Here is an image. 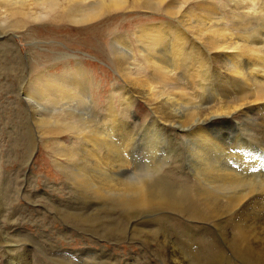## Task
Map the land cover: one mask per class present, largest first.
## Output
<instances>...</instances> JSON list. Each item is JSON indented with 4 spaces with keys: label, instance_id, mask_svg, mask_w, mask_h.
<instances>
[{
    "label": "rangeland",
    "instance_id": "374dc122",
    "mask_svg": "<svg viewBox=\"0 0 264 264\" xmlns=\"http://www.w3.org/2000/svg\"><path fill=\"white\" fill-rule=\"evenodd\" d=\"M33 1L28 6L23 0L17 2L21 5L0 0V208H4L0 209V255H4L0 256V264H100L102 259L97 254L100 247L105 249L106 257L117 256L118 263L113 264H123L129 257L138 262L150 260L152 264L156 258L175 262L181 252L188 254L193 264L199 260L201 264H261L258 261L264 255V231L261 238L249 242L239 230L243 227L241 224L258 228V225L264 227V223L256 220L254 226L249 225L232 205V196L264 193L261 182L264 180V102L248 108L239 106L242 95L264 89L261 78L264 73L253 69L247 74L245 68L250 81L246 83L252 84L250 89L226 82L212 67H227L224 72L231 68V62L215 64L210 59L212 55L202 53L194 42L193 49L187 50L193 51L192 56L182 60L184 64L175 60L180 64L176 65V68L179 66L176 70L171 68L175 71L170 73L173 76L164 72L172 78L169 79L173 86L169 84V76L165 78L169 82L167 87L160 82L158 85L151 74L153 71L150 73L149 68L139 66L147 53L139 52L137 40L141 30L150 35L161 28L190 34V27L204 18L201 11L221 9L220 14H215L219 19L212 20L215 24L231 19L237 24L241 21L238 25L243 26L246 20L244 23L251 28L246 29L249 27L246 25L244 34H248L244 39L250 41L254 36V41L263 45L264 13L260 15L262 18L258 15L264 12V8H259L264 6V0H260L262 3L247 0L249 4L240 0L245 3L238 1V5L236 0H126L120 6L110 4L104 10H97L103 0ZM124 47L132 52H126ZM158 52L156 56L168 63L169 53ZM203 54L204 57H200ZM195 64L204 68L199 70ZM192 68L197 74L196 83H200L193 84L199 87L195 89L188 82V75L192 73L188 71ZM175 76L180 78V83L185 82L184 89L177 83L184 92L190 85L192 89L186 91L190 98L186 93L187 96L180 99L173 96L176 88L179 89L177 84L174 86ZM249 76L256 77L252 80ZM42 77L49 78L48 85L41 86L38 92H46L35 98L41 106L46 102L44 110L50 111L49 124L36 126L35 120L43 109L36 107L29 97L36 93ZM144 78L153 79L145 91L134 85L135 80ZM201 83L205 84L204 89ZM168 87L175 89L174 93L172 89H168L171 91L168 93L165 89ZM162 89L170 95L164 90L161 92ZM155 91L154 99L159 91L162 100L153 99L150 94ZM222 95L229 97L224 99ZM228 99L236 106H230ZM222 102L232 107L229 109L227 104L224 103L226 107L222 104L227 111L233 108L237 111L225 116ZM214 104L220 111L223 109V113L218 112ZM96 129H106V140L116 146L124 162L105 166V169L101 165L96 168L91 154L95 152L108 162L106 157L111 148L108 142L94 147L86 139L84 135L89 136ZM259 130H263L262 133ZM201 135H206L209 141L205 146L201 144ZM211 163L214 168L209 166ZM122 164L125 165L121 168ZM208 169L212 171L209 173ZM218 171L222 173V180L219 175L215 176ZM213 177H217V182L212 183ZM227 199L231 200L227 202ZM215 208L221 209L216 213ZM193 253L203 256L193 258ZM105 263L111 262L106 260Z\"/></svg>",
    "mask_w": 264,
    "mask_h": 264
},
{
    "label": "bare ground",
    "instance_id": "6f19581e",
    "mask_svg": "<svg viewBox=\"0 0 264 264\" xmlns=\"http://www.w3.org/2000/svg\"><path fill=\"white\" fill-rule=\"evenodd\" d=\"M9 2H11L12 4H14V5H21V3H17L18 2V0H8ZM23 1H25L27 4H28V6L29 5H31V0L29 1V0H23ZM33 1V0H32ZM237 2H236V5H238V3L239 2H241V3H245V1H240V0H236ZM239 1V2H238ZM247 1V0H246ZM260 1V0H259ZM262 1V0H261ZM260 1V2H261ZM34 2V1H33ZM126 2V0H107V1H105V0H103V1H101L99 4H98V6L97 7H99L97 10H104L105 8H109L110 7V4L111 5H114V6H120V5H122V4H124ZM231 2V1H230ZM248 2V1H247ZM253 3H255V2H253ZM262 3V2H261ZM248 4H249V2H248ZM262 4H264V3H262ZM235 5V6H236ZM245 5V4H244ZM247 5V4H246ZM256 5V4H255ZM247 6H249V5H247ZM252 6V5H251ZM258 7H259V5H257ZM262 6V5H261ZM217 7V6H216ZM215 7V8H216ZM237 7H239V6H237ZM236 7V8H237ZM240 7L242 8V4H240ZM256 7V6H255ZM254 7V8H255ZM257 7V8H258ZM243 8H244V6H243ZM260 9L262 8H264V6H262V7H259ZM238 9V8H237ZM250 9V8H249ZM259 9V10H260ZM220 11H218L217 9H216V12H219V14L221 13V9H219ZM229 10V9H228ZM239 10V9H238ZM243 10V9H242ZM246 10H248V8L246 9ZM259 10H257L256 9V11H259ZM234 11V10H233ZM255 11V10H254ZM261 11H263V10H261ZM90 12H94V10H90ZM202 12V15L201 16H204V18H201V19H199V22H198V24L196 25V26H193V27H190V34H187V33H185V32H183V33H177V32H171V31H169L168 29L166 30V31H163V29L161 30V29H159L158 31H156L157 33L156 34H154V35H150V34H148V33H145V31H144V33L142 32L143 30H141V31H138L139 33L141 32L142 34L141 35H139L140 36V38L137 40V42H138V48H139V52H143V51H145L146 53H147V57H145L143 60H142V63H141V65H139L137 62H136V60L135 59H133L134 60V64L136 65V66H140V68H142V69H147V68H149V70H150V73H151V71H153L151 74H153V76H155V79H154V82H157V84L159 85V82H160V84H162V85H167V82L168 81H170V79H172L171 77L173 76V74L171 75L170 73H174V72H172L173 70L172 69H174V70H176V69H178L179 68V66H178V68H176L177 66L176 65H179L180 64V62H179V64H177V62H175V60H181V62H182V60H185V59H187V58H190L189 56L191 55V52H193V51H187V50H191V49H193V47H194V42H196L197 43V46H200V48L202 49V53H208L207 54V56L208 55H212V57L210 58L215 64H216V62H218V61H220V62H224V63H226V61H229V62H231V66H229V67H231V68H228L226 71H224V72H222L223 71V69L224 68H227V67H224L223 69L218 65L217 67L216 66H213L212 67V69L213 70H215V72H217L218 74V77L219 76H221V77H223L224 79H226L227 81L226 82H228V81H231L232 83H235L237 86H239V85H245L244 87H247V88H249V85H250V83H249V85H247L248 83H246L247 81H248V76L246 75V73H245V68L248 70V73L247 74H249V73H252L254 70L253 69H256V70H258L259 72L260 71H262L261 73H264V39H261V40H263V45L261 44V43H259L258 41H254V39H253V37L254 36H252L253 35V33H252V30H250L249 32H250V34H251V36H252V39H253V41H251L252 39H251V36H249V38L251 39L250 41H246V39H244V35H247L248 33H246L245 32V34H244V29H245V27H247V26H249V25H247V24H245L244 22L246 21H244L243 22V20H242V22H243V24L245 25H243V26H241V24L240 25H238L240 22H238V24L236 23V22H234V21H231V19H229L228 21L227 20H223V21H219L220 23H217V24H215L212 20H216V19H219L218 17L216 18L215 17V14H216V12H214V10L212 11V10H203V11H201ZM239 12H241V11H239ZM250 12V11H249ZM211 13H213V15H211ZM244 13V12H243ZM247 13V12H246ZM263 13L264 12H262V13H260L258 16H260V15H262L263 16ZM233 14V12L230 14L231 16H233L232 15ZM229 15V16H230ZM245 15V14H244ZM243 15V16H244ZM236 16V15H235ZM262 16H260L261 18H262ZM240 18H241V16H239ZM239 17H237L236 16V18H239ZM264 17V16H263ZM228 18H230V17H228ZM243 18V17H242ZM260 18V19H261ZM223 19V18H222ZM251 19V18H250ZM221 20V19H220ZM226 21V22H225ZM208 22V23H207ZM248 22V21H247ZM251 23V22H250ZM249 23V24H250ZM262 24H263V26H264V23L262 22ZM247 25V26H246ZM161 26V25H160ZM263 26L261 25V27L263 28ZM167 27V26H166ZM142 28V27H141ZM145 28V27H144ZM249 28H251L250 26L248 27V28H246V29H248L249 30ZM253 28V27H252ZM150 29V28H149ZM260 29V28H259ZM153 30V29H152ZM254 31L256 30L255 28L253 29ZM263 30H264V28H263ZM147 31V30H146ZM188 31V30H187ZM245 31H247V30H245ZM253 31V32H254ZM257 31H259V33H260V30H257ZM12 32H14V31H12ZM248 32V31H247ZM2 33V32H1ZM11 33V32H10ZM155 33V32H154ZM264 33V32H263ZM7 34V33H6ZM256 34H258V33H256ZM1 35V34H0ZM16 35V34H15ZM137 35V34H136ZM242 35H243V39L241 38L242 37ZM254 35H255V33H254ZM261 35V34H260ZM260 35H259V39H260ZM138 36V37H139ZM257 36V35H256ZM263 36V35H262ZM262 36H261V38H262ZM7 37V36H6ZM9 37H11V36H9ZM247 37V39H248V36H245V38ZM264 37V36H263ZM166 38H168V42L166 41ZM2 39V38H1ZM6 40V39H5ZM125 41V40H124ZM124 41H122V44H123V42ZM189 41H192L191 43L189 42ZM126 42V41H125ZM12 43V42H11ZM127 43V45H128V41L126 42ZM125 43V44H126ZM167 43H170V45L169 46H167ZM125 44H123V45H125ZM193 44V45H192ZM127 45H125V46H127ZM121 46V45H120ZM129 46V45H128ZM122 47V46H121ZM117 48V47H116ZM125 48H128V47H124V49ZM129 48H130V46H129ZM196 48V47H195ZM195 48H194V50H195ZM120 49V48H119ZM163 51H162V50ZM126 50H129L128 52H132L130 49H125V51ZM158 50L159 51H161V53L163 52L164 54L165 53H169L168 55H169V60L167 61L168 63H165L164 62V60L162 61L161 60V58H158L157 56H156V52H158ZM127 52V51H126ZM195 52V51H194ZM201 52V51H200ZM159 53V52H158ZM160 53V54H161ZM201 53V54H202ZM211 53V54H210ZM160 54H158L159 56H161ZM164 54H163V56H164ZM200 54V53H199ZM199 54H197V56L199 55ZM128 56H130V55H128ZM192 56V55H191ZM131 57V56H130ZM162 57V56H161ZM196 57V56H195ZM200 57H204V54L201 56L200 55ZM206 57V56H205ZM210 57V56H209ZM208 57V58H209ZM134 58V57H133ZM194 59V58H193ZM201 59V58H200ZM204 59V58H203ZM190 60V59H189ZM197 59H195L194 61L196 62V63H198V62H200L199 60H198V62L196 61ZM202 60V59H201ZM166 61V60H165ZM169 61L171 62V64H169ZM193 61V60H192ZM205 62V61H204ZM207 62H208V60H207ZM228 62V63H229ZM183 63V62H182ZM201 64H202V62H200ZM223 63V64H224ZM169 64V65H168ZM184 64V63H183ZM189 65L191 64L190 62L188 63ZM194 64V63H193ZM199 65V66H204L205 65V63H203L204 65ZM210 64V63H209ZM209 64L208 65H206V66H209ZM211 64H213V63H211ZM210 64V65H211ZM219 64V63H218ZM244 64V68L242 67V65ZM133 65V64H132ZM143 65H145V66H143ZM188 65V66H189ZM196 65V68L198 69L199 68V70H202L201 68H204V67H198L197 65L198 64H195ZM194 65V66H195ZM228 65H230V64H228ZM167 66H169V67H167ZM184 66V65H183ZM191 66V65H190ZM227 66V65H226ZM166 68H167V70H166ZM172 68V69H171ZM189 68V67H188ZM194 68V67H193ZM191 69V71L189 70H185V71H188V72H192V73H188L189 75H188V77H189V80L190 81H188V82H190V84L193 86V84L195 83L196 84V86H197V84H200V83H196V81H195V76L197 75L196 73H195V70L194 69ZM195 68V69H196ZM207 68V67H206ZM208 68H210V66L208 67ZM181 69V68H180ZM196 69V70H197ZM45 70V69H44ZM148 70V71H149ZM182 70V69H181ZM193 70V71H192ZM203 70H205V69H203ZM206 70H208V69H206ZM212 70V71H213ZM257 71V72H258ZM170 74L171 75V77L169 76V75H167V76H169V77H167V76H165L166 74ZM199 72V71H198ZM202 72V71H201ZM206 72V71H205ZM215 72H213V73H215ZM258 72V73H259ZM200 73V72H199ZM198 73V74H199ZM165 74V75H164ZM196 74V75H195ZM223 74H224V76H223ZM83 75V74H82ZM176 75V74H175ZM187 75V74H186ZM206 75V74H205ZM204 75V76H205ZM263 75V74H262ZM149 76V75H148ZM199 76V75H198ZM203 76V75H202ZM202 76H200V78H202ZM203 76V77H204ZM209 76V75H208ZM251 76H254V75H252L251 74ZM258 76H260V75H258ZM168 78V81H166V79ZM176 77V79L178 80H176V82L174 83L175 85L174 86H176V84L179 82V79L180 78H177V76H175ZM174 77V78H175ZM250 77V76H249ZM256 77V76H255ZM254 77V78H255ZM264 77V76H263ZM262 76H261V78H262V80H264V78H263ZM152 78H154V77H152ZM151 78V79H152ZM166 78V79H165ZM170 78V79H169ZM173 78V79H174ZM198 78V77H197ZM205 78V77H204ZM203 78V79H204ZM208 78H210V77H208ZM251 79L253 78V77H250ZM253 78V79H254ZM260 78V79H261ZM223 79V80H224ZM252 79V80H253ZM258 79H259V77H258ZM257 79V80H258ZM259 79V80H260ZM49 80V78H43L42 77V81H41V83H40V85L36 88V93L33 95V97H29V98H32V100L31 99H29V100H31V101H33L34 100V103H35V105H37L36 107H38L39 108V106H41L39 103H37V101H36V98H35V96H41V94L42 93H44L45 94V92L46 91H41V92H38L39 91V89H40V87L41 86H43V85H46V83H47V81ZM163 80H164V82L166 83V84H163L164 82H163ZM175 80V79H174ZM201 80V79H200ZM209 80V79H208ZM215 80H216V78H215ZM252 80H251V82H252ZM256 80V81H257ZM133 81V80H132ZM162 81V82H161ZM198 81V80H197ZM207 81V80H206ZM205 81V82H206ZM218 81V80H217ZM216 81V82H217ZM256 81H254V82H256ZM151 82H153V79H152V81L149 79V78H144V79H141V80H135L134 81V85L136 86V87H138L137 89H142V90H147V89H145V88H149L150 86L148 85V84H152ZM171 83H169V84H172L173 82H172V80L170 81ZM180 82H182V81H180ZM179 82V84H182V83H180ZM219 82V81H218ZM248 82H250V81H248ZM203 83V82H202ZM201 83V84H202ZM221 83H224V82H221ZM253 83V82H252ZM258 83V82H257ZM256 83V84H257ZM156 84V85H157ZM179 84H177V86L179 85ZM183 84H185V82L183 83ZM183 84H182V86H183ZM47 85H48V83H47ZM154 85H155V83H154ZM157 85V86H158ZM203 86V88H201V86H200V88L201 89H204V85L205 84H202ZM226 85L228 86V84L226 83ZM233 85V84H232ZM252 85V84H251ZM251 85H250V87H251ZM260 85V84H259ZM263 85V87H264V84H262ZM261 85V86H262ZM146 86V87H145ZM148 86V87H147ZM168 86V85H167ZM166 86V87H167ZM171 86V85H170ZM172 86H173V84H172ZM176 86V87H177ZM180 86V85H179ZM178 86V87H179ZM185 86V85H184ZM184 86L182 87L183 89H184ZM186 86H188L187 84H186ZM231 86V85H230ZM155 87V86H154ZM161 87V86H160ZM194 87V86H193ZM244 87H242L243 89H245L246 90V88H244ZM157 88V87H156ZM161 88H164L163 86L161 87ZM161 88H159L158 87V90H160ZM181 87H179V89L178 88H176V90H177V92H176V90H175V93H174V90H173V96H175V98L177 99L178 97H179V99H180V97L181 96H183V97H181V98H184V97H186L187 95L189 96V94H187L186 93V91L184 92L183 90H181L180 89ZM187 88V87H186ZM195 88H199V87H194L193 89H195ZM218 88H220V87H217V89ZM222 88V87H221ZM224 88V87H223ZM225 88H227V87H225ZM230 88V87H229ZM228 88V89H229ZM155 89V88H154ZM167 91H169L168 89H170L169 87L168 88H165ZM170 89V90H171ZM188 89V91L189 90H191L192 88H190V85H189V88H187ZM207 89V88H206ZM239 89H241L240 87H239ZM243 89L241 90L242 92H244L243 91ZM250 89V88H249ZM33 90V89H32ZM149 90V89H148ZM151 91L153 90V89H150ZM156 90V89H155ZM163 90L164 89H162V91L161 92H163ZM220 90V89H219ZM237 90V89H236ZM248 90V89H247ZM136 91H139V90H136ZM157 91V90H156ZM156 91L154 92V94L152 95V94H150L151 96H153V99H154V96H155V94H156ZM187 91V92H188ZM196 91V90H195ZM197 91H199L198 89H197ZM203 91V90H202ZM222 91H223V89H222ZM240 91V92H241ZM256 91V90H255ZM147 93L149 92V91H146ZM164 92H166L165 90H164ZM171 91H169L168 93H170ZM193 92H194V90H193ZM224 92V91H223ZM223 92H221V93H223ZM225 92H227L226 91V89H225ZM241 92V93H242ZM138 93V92H137ZM136 93V94H137ZM139 93H140V91H139ZM139 93H138V96H139ZM146 93V94H147ZM149 93H153V92H149ZM158 93V96L157 97H160L159 95V91L157 92ZM167 93V92H166ZM165 93V94H166ZM167 93V94H168ZM185 93L187 94L186 96H185ZM191 93H192V91H191ZM197 93V92H196ZM239 93V92H238ZM135 94V93H134ZM141 94V93H140ZM164 94V93H163ZM164 94V95H165ZM31 95V96H32ZM129 95H130V93H129ZM149 95V94H148ZM162 95V94H161ZM168 95H170V94H168ZM196 95V94H195ZM199 95V94H198ZM206 95V94H205ZM24 96V95H23ZM137 96V95H136ZM191 96V95H190ZM190 96H189V98H190ZM204 96V95H203ZM217 96V95H216ZM222 96H224V95H222ZM226 96V95H225ZM223 97L224 99L225 98H228L229 97V95H228V97L226 96V97ZM27 97V96H26ZM140 97V96H139ZM157 97L154 99V100H156L157 99ZM168 97V96H167ZM167 97H166V102H168V99H167ZM192 97H193V95H192ZM207 97H209V96H207ZM21 98V97H20ZM131 97L129 96V99H130ZM148 98V97H147ZM161 98V99H160ZM160 98H158L157 100H162V96L160 97ZM175 98H172V99H175ZM21 99H23L24 100V98H21ZM42 99V98H41ZM128 99V98H127ZM152 99V100H153ZM169 99H171L170 97H169ZM178 99V100H179ZM187 99V98H186ZM213 99V98H212ZM220 99H222V98H220ZM153 100V101H154ZM164 101H165V99H163ZM206 100V99H205ZM218 100V99H217ZM238 100H239V98H238ZM40 101V100H39ZM183 101H184V99H183ZM199 101V100H198ZM202 101V100H201ZM212 101H214V100H212ZM212 101H210L211 103H212ZM225 101V100H224ZM228 101H229V99H228ZM240 101L242 102L241 104H239V106L240 107H243V106H246L247 105V108L248 107H251V106H254V105H257V104H259V102H264V89H261V90H258V91H256V92H253V93H251V94H246L245 96H243L242 95V97L240 98ZM24 102V101H23ZM130 102V101H129ZM162 102V101H161ZM170 102V101H169ZM181 101H179V103H180ZM194 102V101H193ZM195 102H197V101H195ZM194 102V103H195ZM221 102V101H220ZM226 102V101H225ZM224 102V103H225ZM237 102V101H236ZM25 104H27L26 102H24ZM46 103V102H45ZM44 103V104H45ZM172 104H174L173 102H171ZM204 103H205V101H204ZM214 103V102H213ZM224 103L222 102L221 103V106H222V104H223V106H225L224 105ZM230 103V104H229ZM229 103L227 102V103H225V104H229L230 106L233 104V103H231L230 101H229ZM31 104H32V102H31ZM44 104L41 106V110H42V114L40 115V116H37V119L35 120V124H36V126H46V125H48L49 124V110H44ZM181 104V103H180ZM203 104V103H202ZM206 104V103H205ZM208 104H209V102H208ZM216 104V103H215ZM214 104V105H215ZM218 104V106H219V102L217 103ZM30 105V104H29ZM211 105H213V104H211ZM211 105H208V106H210V107H212ZM226 105V106H227ZM229 105L227 106L228 108H229ZM34 105H32V107H33ZM207 106V105H206ZM216 106V105H215ZM214 106V108H217V106L215 107ZM222 106V107H223ZM225 106V107H226ZM233 107L234 106H236L235 105V103H234V105H232ZM36 107H33L34 109L36 108ZM210 107H208V108H210ZM225 107H223V108H225ZM27 108V107H26ZM30 108V107H29ZM38 108H36V109H38ZM219 108V110H218V112L221 110L220 109V107H218ZM217 108V109H218ZM230 108H232V107H230ZM229 108V109H230ZM203 109H205V108H203ZM213 109V108H212ZM217 109L215 110L216 112H217ZM238 109H239V107H238ZM33 110V109H32ZM126 110V109H125ZM214 110V109H213ZM228 109L227 108H225L224 109V114H225V116H227V115H231V113L232 112H236L237 111V109H235V108H233V110H229V111H227ZM214 111V112H215ZM222 111H223V109H222ZM222 111H220V113H223ZM38 112V111H37ZM40 112V111H39ZM211 112H212V110H211ZM35 113V112H34ZM209 113V112H208ZM38 114V113H37ZM214 114H218V116H221V115H219V113H214ZM31 115V114H30ZM33 115V114H32ZM207 116V114H205V117ZM223 116V115H222ZM230 117V116H229ZM36 118V117H35ZM203 119V118H202ZM255 120V119H254ZM261 120V119H260ZM108 121V120H107ZM154 121V120H153ZM33 122V121H32ZM216 122V121H215ZM156 123V122H155ZM257 122H255V124H256ZM111 124V123H110ZM153 124V123H152ZM202 124V123H201ZM208 124V123H207ZM260 124V123H259ZM261 126V125H260ZM259 127V126H258ZM34 128V127H33ZM101 128V127H100ZM106 130V129H105ZM104 130V131H105ZM261 130V129H260ZM259 130V131H260ZM102 129H96L95 131H92V132H90L91 134L88 136V135H84L85 137H86V139L94 146V147H96V145H98L100 142H108L107 144H110V143H112V142H110V141H107L106 140V137H108L107 136V134H106V132H104ZM255 131V130H254ZM253 131V132H254ZM263 131V130H262ZM262 131H260V133H262ZM12 132V131H11ZM199 132V131H198ZM111 133V132H110ZM122 133V132H121ZM87 134V133H86ZM116 134V133H115ZM254 134V133H253ZM118 135H120V134H118ZM258 135V134H257ZM264 135V134H263ZM42 136V135H41ZM106 136V137H105ZM113 136V135H112ZM206 135H201V137H202V141H201V144L202 145H204V144H208L209 143V141H208V139L205 137ZM260 136V135H259ZM195 137V136H194ZM196 137H198V136H196ZM261 137H263V136H261ZM37 138V137H36ZM192 138V137H191ZM261 139V138H260ZM110 140V139H109ZM212 141V140H211ZM214 141V140H213ZM218 142V141H217ZM216 142V143H217ZM261 142H263V140L261 141ZM124 143V142H123ZM225 143H226V141H225ZM113 144V143H112ZM112 144H110V145H108V147H111L109 150V156L108 157H106V158H108V162H106V161H103L102 160V158L101 157H99V155L98 154H96L95 152L94 153H92L91 154V158L93 159V163H94V165L96 166V168L98 167L99 168V166L101 165V166H104V169H105V166H109V165H113V164H117L118 165V163L119 164H121V161H123V159L121 160V157H120V153H119V151L117 150V148H116V146H114V145H112ZM218 144V143H217ZM223 144V143H222ZM191 145V144H190ZM100 146H101V143H100ZM99 146V147H100ZM195 146H196V144H195ZM205 146V145H204ZM211 146V145H210ZM209 146V147H210ZM225 146V145H224ZM254 146H255V144H254ZM90 147H92L91 145H90ZM98 147V146H97ZM102 147V146H101ZM197 147V146H196ZM212 147V146H211ZM221 147V146H220ZM199 148V147H198ZM214 148V147H213ZM248 148V147H247ZM196 149V148H195ZM230 149V148H229ZM206 150V149H205ZM219 150H221V149H219ZM231 150V149H230ZM244 150H246V149H244ZM258 150V149H257ZM93 151H95L94 149H93ZM194 151V150H193ZM198 151V150H197ZM196 151V152H197ZM247 151V150H246ZM261 151V150H260ZM124 152V151H123ZM200 152V151H199ZM244 152V151H243ZM257 152V151H256ZM198 153V152H197ZM208 153V152H207ZM228 153V152H227ZM239 154H240V152H238ZM226 154V153H225ZM235 154H237V153H235ZM235 154H234V156H235ZM233 155V154H232ZM241 155V154H240ZM243 155H245V154H243ZM251 155V154H250ZM253 155V154H252ZM257 155H258V153H257ZM106 156V155H105ZM207 156V155H206ZM219 156V155H218ZM237 156V155H236ZM261 156V155H260ZM208 157V156H207ZM221 157V156H220ZM246 157V156H245ZM244 157V158H245ZM253 157V156H252ZM251 157V158H252ZM263 157V156H262ZM215 158V157H214ZM219 158V157H218ZM247 158V157H246ZM257 157H255V159H256ZM86 159V158H85ZM210 159V158H209ZM216 159V158H215ZM214 159V160H215ZM239 159V158H238ZM242 159V158H241ZM247 159H250V158H247ZM229 160V159H228ZM243 160V159H242ZM242 160H240V161H242ZM251 160V159H250ZM262 160V159H261ZM112 161V162H111ZM212 161V160H211ZM236 161V160H235ZM257 161V160H256ZM124 162V161H123ZM213 162V161H212ZM215 162V161H214ZM251 161H249V163H250ZM254 162V161H253ZM259 162H260V160H259ZM263 162V161H262ZM261 162V164H263ZM26 163H28V162H26ZM30 164V163H29ZM103 164V165H102ZM212 164V163H211ZM227 164V163H226ZM240 164H241V162H240ZM254 164V163H253ZM125 164H122L121 165V168L124 166ZM244 165H245V163H244ZM250 165H251V163H250ZM100 166V167H101ZM207 166V165H206ZM210 167H212V168H214L213 167V164H212V166L211 165H209ZM238 166V165H237ZM255 166H256V164H255ZM258 166H259V164H258ZM262 166V165H261ZM260 166V167H261ZM24 167V166H23ZM210 167H206V168H209L210 169ZM240 167H241V165H240ZM263 167V166H262ZM200 168H202V167H200ZM246 168L248 169V167L246 166ZM101 169V168H100ZM118 169H120V168H118ZM208 169V170H209ZM215 169H216V167H215ZM214 169V170H215ZM260 169V168H259ZM264 169V168H263ZM102 170V169H101ZM108 170V169H107ZM202 170V169H201ZM217 170H218V168H217ZM217 170H215V171H217ZM222 170V169H221ZM238 170H241V169H238ZM246 170V169H245ZM248 170H252V168L251 169H248ZM100 171V170H99ZM207 171V170H206ZM212 171V170H211ZM210 170H209V173L211 172ZM215 171H213V172H215ZM224 171V170H223ZM242 171V170H241ZM244 171V170H243ZM247 171V170H246ZM212 172V173H213ZM219 172V171H218ZM232 172V171H231ZM230 172V173H231ZM262 172V171H261ZM233 173V172H232ZM232 173H231V175H232ZM235 173V172H234ZM222 174V173H221ZM221 174H220V172L218 173V174H216L215 175V173H214V175L215 176H218V178L221 176ZM225 174V173H224ZM260 174V173H259ZM262 174H263V172H262ZM209 175H211V174H209ZM227 175V174H226ZM230 175V176H231ZM234 175V174H233ZM11 176V175H10ZM213 176V175H212ZM212 176L210 177V180L212 179ZM235 176V175H234ZM263 176V175H262ZM204 177V176H203ZM222 177H226V176H223L222 175ZM259 177V176H258ZM208 178V177H207ZM215 177H213V179H214ZM221 178V177H220ZM226 178H228V176L226 177ZM230 178H233V176L232 177H230ZM6 180V179H5ZM32 180H33V178H32ZM203 180H204V178H203ZM215 181H212V183H214V182H217L216 180H218L217 179V177H216V179H214ZM220 180H222V178L220 179ZM224 180H226V179H224ZM11 181V180H10ZM220 182V181H219ZM218 182V183H219ZM221 182H223V181H221ZM225 182H227V180L225 181ZM231 182V181H230ZM261 182H263L264 183V180L263 181H261ZM224 183V182H223ZM222 183V184H223ZM229 183V182H228ZM111 184V183H110ZM109 184V185H110ZM229 184H231V183H229ZM3 185V184H2ZM44 185H46V184H44ZM50 185V184H49ZM101 185V184H100ZM109 185H107L108 187L107 188H110V186ZM99 186V185H98ZM112 186V185H111ZM11 187H12V185H11ZM101 187V186H100ZM3 188H4V186H3ZM47 189V188H46ZM102 189H104V188H102ZM264 189V188H263ZM1 190V189H0ZM4 190H5V188H4ZM8 190V189H7ZM39 190V189H38ZM42 191V190H41ZM40 191V192H41ZM98 191V190H97ZM255 191V190H254ZM260 192V191H259ZM1 193H3L2 191H1ZM21 193H23L22 191H21ZM136 193V192H135ZM15 194V193H14ZM33 194V193H32ZM39 194V193H38ZM37 194V195H38ZM3 195H5V194H3ZM11 195V194H10ZM18 195V194H17ZM236 195V194H235ZM241 195V194H240ZM240 195H238V197H234V196H232V198H234V199H232V203H234V204H232V205H234V207L236 208V210L238 209L239 210V215H241L242 217H243V219L245 220V221H247L248 222V224L249 225H251V226H254V222L256 221V220H258V221H262V224L264 223L263 221H264V209H263V207H264V193H261V195H254L253 193L251 194H248L247 193V195L246 194H242V195H244V196H240ZM211 196V195H210ZM237 196V195H236ZM260 196V197H259ZM204 197H206V196H204ZM9 198V197H8ZM34 198V197H33ZM214 199H218L219 200V197L217 198L216 196H214L213 197ZM7 199V198H6ZM205 199V198H204ZM206 199H208V198H206ZM202 200H203V198H202ZM209 200H210V198H209ZM209 200H207L208 202H209ZM225 200V199H224ZM228 200H231V199H227V202H229ZM233 200H234V202H233ZM207 201H206V203H207ZM211 201V200H210ZM14 202V201H13ZM217 202H219V201H217ZM30 203V202H29ZM209 203H211V205H216V204H214V202H209ZM213 203V204H212ZM27 204V203H26ZM208 204V203H207ZM1 205V204H0ZM208 205H210V204H208ZM220 205V204H219ZM231 205V204H230ZM28 206H30V205H28ZM32 206V205H31ZM250 206V207H249ZM19 207V206H18ZM26 208V207H25ZM209 208V207H208ZM213 208V206H211V209ZM219 208V207H218ZM249 208V209H248ZM1 210L2 209H4V208H0ZM27 209V208H26ZM214 209V208H213ZM216 209V211L218 210L217 208H215ZM221 209V208H220ZM220 209L218 210V211H220ZM222 210H223V208H222ZM222 210H221V212H222ZM40 211V210H39ZM218 211L216 212V213H218ZM220 212V213H221ZM32 213H34V212H32ZM195 213V212H194ZM205 213V212H204ZM211 213H212V211H210V213H209V215H211ZM213 213H215V210L213 211ZM4 214V213H3ZM222 214V213H221ZM220 214V215H221ZM39 215V214H38ZM219 215V214H218ZM234 215V214H233ZM1 216V215H0ZM215 216V215H214ZM207 217H208V215H207ZM46 218H48V217H46ZM33 219V218H32ZM1 220H2V218H1ZM4 220V219H3ZM237 220V219H236ZM243 220V221H244ZM6 221V220H5ZM45 221V220H44ZM220 221V220H219ZM241 221V220H240ZM14 223V222H13ZM34 223V222H33ZM37 223V222H36ZM35 223V224H36ZM244 223V222H243ZM258 223V222H257ZM40 224V223H39ZM38 224V225H39ZM241 224V223H240ZM243 227H240V230L239 231H243V233H242V237L244 238V239H247L249 242L251 241V240H253V239H257V238H261V234H262V232L264 231V227H262V226H260V225H258V228H249L250 226H248V225H246V224H241ZM5 226H7L6 224H5ZM33 226V225H32ZM42 226V225H41ZM44 226V225H43ZM134 226V225H133ZM12 228V227H11ZM35 228H37V227H35ZM39 228V227H38ZM43 228V227H42ZM38 230V229H37ZM47 230V229H46ZM8 231V230H7ZM39 231V230H38ZM37 231V232H38ZM12 232H13V230H12ZM130 232V231H129ZM132 232V231H131ZM138 232V231H137ZM33 233H34V231H33ZM140 233V232H139ZM31 234V233H30ZM45 234V233H44ZM133 235V234H132ZM9 236V235H8ZM12 236V235H11ZM137 236V235H136ZM130 237H132V236H130ZM134 237H135V235H134ZM39 238V237H38ZM124 238V237H123ZM4 239V238H3ZM7 239V238H6ZM36 239V238H35ZM40 239V238H39ZM43 239V238H42ZM130 239V238H129ZM104 240V239H103ZM107 240V239H106ZM5 241V240H4ZM100 241H102V240H100ZM144 241V240H143ZM10 243H12V242H10ZM37 243V242H36ZM132 243V242H131ZM138 243V242H137ZM2 244V243H1ZM13 244V243H12ZM38 244V243H37ZM138 244H141V243H138ZM13 245H15V244H13ZM12 245V246H13ZM49 245V244H48ZM11 246V247H12ZM135 246V245H134ZM6 247V246H5ZM4 247V248H5ZM15 247V246H14ZM136 247H137V245H136ZM28 248V247H27ZM149 248V247H148ZM169 248V247H168ZM17 249V248H16ZM33 249V248H32ZM37 249V248H36ZM139 249V248H138ZM175 249V248H174ZM256 249V248H255ZM10 250V249H9ZM15 250V249H14ZM140 250V249H139ZM177 250V249H176ZM259 250H260V248H259ZM5 250H3V252H4ZM21 251V250H20ZM23 251V250H22ZM164 251V250H163ZM175 251V250H174ZM97 254H98V256L102 259V263H100V264H107V263H105V261L106 260H109V262H111V263H109V264H113L114 262L115 263H118L117 261H118V259H117V256H115V255H107V257H106V255H105V249L104 248H102V247H100L99 249H97ZM186 252V251H185ZM187 252H189V251H187ZM260 252V251H259ZM263 252V251H262ZM4 253H7V252H4ZM9 253H10V251H9ZM15 253V252H14ZM13 253V254H14ZM25 253V252H24ZM28 253V252H27ZM31 253V252H30ZM38 253V252H37ZM41 253V252H40ZM179 253V252H178ZM190 253H192V252H190ZM12 254V253H11ZM11 254H10V256H11ZM13 254H12V256H13ZM23 254V253H22ZM42 254V253H41ZM157 254H160V253H157ZM165 254V253H164ZM173 254V253H172ZM180 254V253H179ZM178 254V255H179ZM186 254V253H185ZM3 255V254H2ZM2 255H0V256H2ZM14 255H16V253L14 254ZM24 255V254H23ZM139 255V254H138ZM160 255H163V254H160ZM187 255V256H186ZM186 255H184V253L183 252H181V256L180 257H178V258H180V259H178L177 261H175V262H166V261H164V260H162V259H160V258H156V261L154 262V264H193L192 263V261H191V259L190 258H188L189 256H188V254H186ZM190 255V254H189ZM4 256V255H3ZM2 256V257H3ZM9 256V255H8ZM30 256V255H29ZM32 256V255H31ZM46 256V255H45ZM170 256V255H169ZM174 256V255H173ZM203 256V255H202ZM200 254H198V253H193V255H192V257L193 258H201L202 257ZM258 256V255H257ZM264 256V255H263ZM261 257V258H259V263H261V264H264V257ZM22 257V256H21ZM23 257H25V256H23ZM176 257H177V255H176ZM260 257V256H259ZM7 258V257H6ZM29 258V257H28ZM170 258V257H169ZM11 259V258H10ZM173 259H175V258H173ZM8 260V259H7ZM17 260V259H16ZM26 259L24 258V261H25ZM154 260H155V258H154ZM196 260H198V259H196ZM0 261H1V259H0ZM34 261V260H33ZM201 261L202 260H199L198 262L199 263H197V264H201ZM4 262H6V261H4ZM3 262V263H4ZM8 262V261H7ZM10 262V261H9ZM17 262V261H16ZM123 262V264H152V261H150V260H143V261H141V262H138V260L137 259H134L133 257H129V258H127V259H125L124 261H122ZM216 262V261H215ZM34 263V262H33ZM195 263V262H194ZM6 264H14V262H10V263H6ZM16 264V263H15ZM22 264V263H21ZM216 264V263H215Z\"/></svg>",
    "mask_w": 264,
    "mask_h": 264
}]
</instances>
